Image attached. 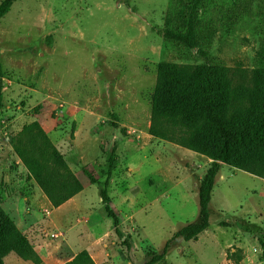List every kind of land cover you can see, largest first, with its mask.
Returning a JSON list of instances; mask_svg holds the SVG:
<instances>
[{
  "label": "rangeland",
  "instance_id": "rangeland-1",
  "mask_svg": "<svg viewBox=\"0 0 264 264\" xmlns=\"http://www.w3.org/2000/svg\"><path fill=\"white\" fill-rule=\"evenodd\" d=\"M185 2L16 0L0 18L1 206L31 237L39 264H63L67 252L71 257L84 249L93 250L101 264H143L148 251L161 253L165 244L167 255L156 264H264V246L252 230L237 225L259 227L264 239V179L225 164L210 200L211 210L221 215L212 216L196 239L174 235L181 225L200 222L195 188L210 162L148 133L157 64L205 62L196 50L162 36L166 20ZM196 29L210 62L229 67L235 82L247 83L263 65L258 51L264 44V0H204ZM33 121L83 186L76 209L50 216L43 192L24 165L20 170L14 162L9 138ZM113 146L107 192L132 243L130 260L111 219L101 214L100 189ZM55 216L61 220L55 224L66 226H52ZM4 262L33 264L12 252Z\"/></svg>",
  "mask_w": 264,
  "mask_h": 264
},
{
  "label": "trees",
  "instance_id": "trees-1",
  "mask_svg": "<svg viewBox=\"0 0 264 264\" xmlns=\"http://www.w3.org/2000/svg\"><path fill=\"white\" fill-rule=\"evenodd\" d=\"M16 0L0 1V18ZM204 0H187L173 20H166L162 36L189 49L196 50L204 63L186 64L162 61L157 64L156 79L150 101L148 133L210 159L209 166L198 178L196 201L200 222L181 225L175 236L196 239L209 226L212 216L221 212L210 208L217 174L222 164L264 179V44L258 51L263 65L251 71L247 83L235 82L231 69L212 63L201 46L196 29L197 12ZM4 75L0 59V109L3 106ZM121 131H124L123 129ZM9 143L53 207L79 193L83 186L37 121L24 124ZM115 163V147L107 154V175L100 189L102 213L112 221L115 234L121 239L130 260L132 243L120 228V214L113 207L107 192L108 179ZM91 183L92 174L84 170ZM0 198V264L14 253L23 260L39 264L41 258L27 236L4 211ZM220 225L229 226L225 222ZM244 231L252 230L261 245L259 227L238 223ZM148 251L143 264H156L167 255ZM63 264H96L84 249Z\"/></svg>",
  "mask_w": 264,
  "mask_h": 264
},
{
  "label": "crops",
  "instance_id": "crops-1",
  "mask_svg": "<svg viewBox=\"0 0 264 264\" xmlns=\"http://www.w3.org/2000/svg\"><path fill=\"white\" fill-rule=\"evenodd\" d=\"M14 162L16 163V165H17V168L18 169H22V164H21V162H20V160L17 158V156L15 155V160H14ZM223 165V164H222ZM37 189V188H36ZM36 191V190H35ZM82 191V190H81ZM80 191V192H81ZM37 192V191H36ZM78 195V193L77 194H75L73 197H71V198H69L68 200H66L65 202H63L61 205H59V206H57V207H53L51 204H50V202L48 201V200H46V204L44 205L45 207H52V210H50V213H49V215L51 216V214H52V212H53V210H62V209H76V208H73V205H74V202H76V196ZM45 197V196H44ZM47 199V198H46ZM102 208V207H101ZM33 211V210H32ZM101 214L103 215V213H102V210H101ZM103 216H105V215H103ZM105 217H107V216H105ZM50 221H51V223H53V224H51L52 226H55V228L56 229H58L59 230V228L60 227H65L66 226V224H55L54 223V221L56 222V221H58V222H61V220H60V217L59 216H55L53 219L51 218L50 219ZM57 223V222H56ZM114 230V229H113ZM110 231H112V229H110ZM64 235H65V233H64ZM80 237H82V235H81V233H79L78 234ZM26 236H27V238L29 239V237H28V235L26 234ZM35 236V235H34ZM33 238H35V237H33ZM101 239H103V234H100L99 236H97L96 237V241H100ZM29 241H30V243L31 244H33L32 243V241H31V237H30V239H29ZM34 248V247H33ZM37 251V250H36ZM89 251V254H90V256H91V258L94 260V262L96 263V264H101L100 263V258L97 256V255H95L94 253H93V250H88ZM76 254V251H74V253H73V256ZM66 256H65V261L66 260H70L73 256L71 255V257H68V256H70V252H67L66 254H65ZM6 257V256H5ZM67 258V259H66ZM64 259H63V261L61 262V263H64L65 261H64ZM4 260V259H3ZM4 264H5V262H4Z\"/></svg>",
  "mask_w": 264,
  "mask_h": 264
}]
</instances>
